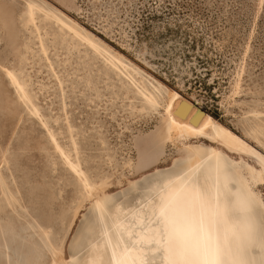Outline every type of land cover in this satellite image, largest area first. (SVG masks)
<instances>
[{"label":"rangeland","instance_id":"obj_1","mask_svg":"<svg viewBox=\"0 0 264 264\" xmlns=\"http://www.w3.org/2000/svg\"><path fill=\"white\" fill-rule=\"evenodd\" d=\"M26 1L0 0V264L78 260L96 204L51 137L106 206L123 194L132 199L190 158L196 164L219 153L264 216L258 159L208 136L185 144L169 138L163 106L177 91L264 154L262 0H35L118 57L122 71L48 14L34 10L29 20ZM3 69L24 87L37 116ZM253 254L259 260L258 248Z\"/></svg>","mask_w":264,"mask_h":264},{"label":"snow or ice","instance_id":"obj_2","mask_svg":"<svg viewBox=\"0 0 264 264\" xmlns=\"http://www.w3.org/2000/svg\"><path fill=\"white\" fill-rule=\"evenodd\" d=\"M198 115L194 113L192 119ZM260 135L264 136V132ZM231 138L237 145L235 151L251 153L264 166V154L237 137ZM260 143L264 147V141ZM186 164L147 189L146 204L141 207L150 210L149 223L154 222L156 227H150L142 239L154 242L155 252L163 251L166 264H264V216L256 214L254 194L237 179L236 172L219 153L215 159L205 156L193 164L190 158ZM232 185H236L235 190ZM105 207L104 202L97 201L100 216L88 228L89 235L99 231L101 236L109 237ZM112 227L119 230L123 225L117 222ZM108 244L111 247L110 239ZM92 247L93 256L87 264H155L154 259L145 260L142 254L133 257L131 249L120 251L119 246L113 248L109 262L96 254L95 245ZM257 248L259 260L253 254Z\"/></svg>","mask_w":264,"mask_h":264},{"label":"bare ground","instance_id":"obj_3","mask_svg":"<svg viewBox=\"0 0 264 264\" xmlns=\"http://www.w3.org/2000/svg\"><path fill=\"white\" fill-rule=\"evenodd\" d=\"M28 5H32L31 8L28 7V18L31 21H34L33 13L34 10L44 12L48 14L51 18L58 21V23L71 32L74 36L85 41L91 48L97 50L99 53L103 54L104 57L112 63L116 68L120 71L121 66L120 60L118 57L110 54L105 49L101 48L97 45L92 39L82 35L80 31L76 29V27L68 22L66 19L61 18L58 14L53 11L46 10L40 3L35 0H27ZM42 51L45 52L44 47H42ZM5 77L9 80V82L14 85L17 95L28 107L29 111L37 116L38 111L32 101L30 100L26 90L24 87L18 82L13 72L9 69H3ZM11 74V75H10ZM125 75L132 79V77L125 73ZM134 82V81H133ZM137 94L141 99H143L148 106H153V103L156 102L153 95L148 93L143 86L136 84ZM151 101V102H150ZM200 104V102H199ZM164 121H165V129L169 135V138L179 141L181 144H185L189 141L190 138H198L202 136H208L213 141H217L225 146L227 149L235 151L234 149L237 147L235 141L232 140V136L239 138L232 131L219 126L215 123L212 116L206 112H203L198 105V102L192 101L177 91H171L166 94V98L164 99ZM194 113H198V117L196 119H192ZM229 133L231 136H229ZM53 141L54 148L59 152V154L67 161L69 167L72 169L74 173H76L84 185L87 182V193L92 196L94 199V203L97 204V201H102L99 196V191H97V187L91 181L89 176L85 173L84 170L80 167L79 163L76 161L70 160L67 155L64 153L61 146L51 137ZM242 140V139H241ZM244 141V140H243ZM245 142V141H244ZM246 143V142H245ZM247 144V143H246ZM188 146V144H187ZM252 148L251 146H249ZM253 149V148H252ZM218 148L216 146L211 147L210 151L212 153H217ZM254 150V149H253ZM239 152V151H237ZM247 152V151H244ZM249 153V152H247ZM251 154V153H250ZM256 157V156H255ZM257 158V157H256ZM215 159V156L213 157ZM258 159V158H257ZM260 162V160L258 159ZM261 163V162H260ZM2 165V160H0V167ZM75 169V170H74ZM259 173L260 179L264 176V168H261ZM154 178L150 180V183L146 188H142L137 195H135L132 199L128 200L126 194H123L124 199L122 200H114L110 203V205L104 208L105 215V223L108 225L110 229L109 237L105 238L100 235L99 231L95 233V235L88 234V228L95 222H98L100 216V210L96 208V213L94 216V220L86 229L87 237L80 245L76 247V252L79 253L78 260L79 264H87V262L93 256V245L96 246V254L102 256L105 260L111 261L112 258V250L113 248L119 246L120 251H123L125 247L131 249V255L135 257L137 254H142L143 259L145 260H155V264H166L164 260V253L160 251L159 253L155 252L156 245L154 242L149 243L147 239H142V236L146 237L148 229L155 228V223H149V217L151 212L148 208H142V204H146V191L151 188L153 184L156 182H163L165 178ZM0 180L2 183V178L0 175ZM100 187V186H99ZM136 190V189H134ZM2 194L4 196H8V193L2 190ZM119 222L123 225V228L117 230L113 228V224ZM131 234V235H129ZM111 240V247H109L108 240ZM134 241H139V243H134ZM52 252L55 257L57 254L54 249ZM54 260V259H53ZM52 262V261H51ZM76 262V264H77ZM54 263V262H53Z\"/></svg>","mask_w":264,"mask_h":264}]
</instances>
